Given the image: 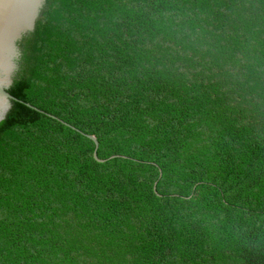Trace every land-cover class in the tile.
<instances>
[{
  "label": "trees",
  "instance_id": "obj_1",
  "mask_svg": "<svg viewBox=\"0 0 264 264\" xmlns=\"http://www.w3.org/2000/svg\"><path fill=\"white\" fill-rule=\"evenodd\" d=\"M0 121V264H264V0H45ZM110 156H118L108 159Z\"/></svg>",
  "mask_w": 264,
  "mask_h": 264
},
{
  "label": "water",
  "instance_id": "obj_2",
  "mask_svg": "<svg viewBox=\"0 0 264 264\" xmlns=\"http://www.w3.org/2000/svg\"><path fill=\"white\" fill-rule=\"evenodd\" d=\"M44 1L0 0V121L4 119L6 113L9 111L11 102L21 103L36 112L58 120L56 117L44 113L30 104L14 98L7 92V89L12 83V77L16 69V60L19 56L17 42L23 35L33 30L35 20ZM58 121L63 123L60 120ZM63 124L74 129L93 143L92 157L94 161H104L96 157L95 150L97 148V142L93 136L86 135L65 123ZM114 157L118 156H110L108 159Z\"/></svg>",
  "mask_w": 264,
  "mask_h": 264
}]
</instances>
